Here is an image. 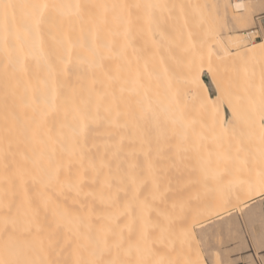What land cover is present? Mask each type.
Segmentation results:
<instances>
[{
    "label": "bare ground",
    "instance_id": "6f19581e",
    "mask_svg": "<svg viewBox=\"0 0 264 264\" xmlns=\"http://www.w3.org/2000/svg\"><path fill=\"white\" fill-rule=\"evenodd\" d=\"M183 2L229 0H0L3 264H207L195 248L167 252L194 229L178 217L174 230L180 201L139 171L175 153L184 108L210 124L219 113L256 166L250 199L264 196V40L208 35ZM229 4L233 16L248 0ZM156 31L168 49L158 60ZM234 62L241 79H221Z\"/></svg>",
    "mask_w": 264,
    "mask_h": 264
},
{
    "label": "rangeland",
    "instance_id": "374dc122",
    "mask_svg": "<svg viewBox=\"0 0 264 264\" xmlns=\"http://www.w3.org/2000/svg\"><path fill=\"white\" fill-rule=\"evenodd\" d=\"M232 1L229 0V3ZM183 3L178 11L192 14L187 19L194 18L199 28L201 23L204 24L208 35L219 31L226 39L229 34L236 33L242 40L244 37L248 38L242 44L264 40V20L260 18V14L264 12V0H248L247 9L234 12V17L227 12L230 5L227 2L222 6L215 4L216 7L213 2L205 3L199 12L188 3ZM221 7L225 8L226 16L217 22L213 12L220 14ZM155 16L159 18V12ZM155 35L157 37L151 40L150 50L158 60L168 49H164L157 31ZM243 70L242 62H234L229 67H218L221 79L232 75L240 78ZM205 79L211 88L207 75ZM185 92L188 96L192 95L188 89ZM211 92L215 94L212 88ZM207 119V114L197 108H184L177 117V132L173 137L176 141L175 153L163 159L159 154L152 155L150 157L156 159L160 165L148 167L145 165L148 163L142 161L139 168V171L168 183L163 185L161 182L162 186L159 187L168 186L173 191L170 190L173 193L170 196L180 201L178 209L172 213L174 230L179 227L177 224L180 221H184V217V222L192 224L194 229L195 235L190 241L184 243L183 238L181 240L176 236V241L168 246L167 252L172 255L180 252L182 254L179 253V257H184V249L189 254L195 248L194 252L197 255L201 253L207 264H264L263 254L257 253L258 259H255L252 251L248 250L249 244L256 251L264 248V196L252 199L249 197L258 184L256 166L254 161H248L238 140L234 141L228 130L218 128L219 113L214 114L211 124ZM207 123L208 129L203 128ZM163 189L166 192L165 188L161 190ZM178 217L183 220L177 221ZM194 239L196 240L192 242Z\"/></svg>",
    "mask_w": 264,
    "mask_h": 264
},
{
    "label": "crops",
    "instance_id": "0c3cea01",
    "mask_svg": "<svg viewBox=\"0 0 264 264\" xmlns=\"http://www.w3.org/2000/svg\"><path fill=\"white\" fill-rule=\"evenodd\" d=\"M248 250L252 251L251 254L254 256L255 259H258L257 258V253L260 254V255H262V254L264 255V248L259 249V250L256 251V249L254 248V246L252 244H249Z\"/></svg>",
    "mask_w": 264,
    "mask_h": 264
},
{
    "label": "snow or ice",
    "instance_id": "6c2138e0",
    "mask_svg": "<svg viewBox=\"0 0 264 264\" xmlns=\"http://www.w3.org/2000/svg\"><path fill=\"white\" fill-rule=\"evenodd\" d=\"M3 7H4V10H5V11H4V19H5V21H7V19H8L7 9H8L9 7H14V6L5 4V5H3ZM261 47H264V45H261ZM0 264H3V262L0 261Z\"/></svg>",
    "mask_w": 264,
    "mask_h": 264
},
{
    "label": "built area",
    "instance_id": "2783aa9c",
    "mask_svg": "<svg viewBox=\"0 0 264 264\" xmlns=\"http://www.w3.org/2000/svg\"><path fill=\"white\" fill-rule=\"evenodd\" d=\"M260 18H261L262 20H264V12H263L262 14H260Z\"/></svg>",
    "mask_w": 264,
    "mask_h": 264
}]
</instances>
